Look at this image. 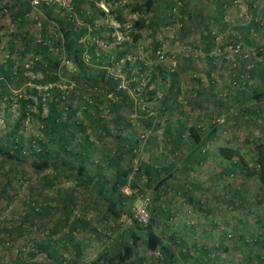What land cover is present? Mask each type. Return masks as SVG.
<instances>
[{
  "label": "rangeland",
  "instance_id": "374dc122",
  "mask_svg": "<svg viewBox=\"0 0 264 264\" xmlns=\"http://www.w3.org/2000/svg\"><path fill=\"white\" fill-rule=\"evenodd\" d=\"M12 1L0 0V63L10 55L7 40L12 32L26 29L37 41L38 34L43 36L40 27L45 18L41 6L34 8L29 1V9L24 14L23 28L16 27L10 11L6 8V4H11ZM140 1L119 0L112 3V8L117 6L121 8L125 17V22L119 23L114 18V12L109 11V6L103 0H84L81 6L85 12L98 15L99 12L94 9L99 8L104 14L96 18L93 26H87L86 32L80 35L76 44L81 43L84 46V63L88 65L89 71L92 70L91 73L97 72V67L91 65L89 58L92 54L90 46L94 45L96 53L104 59V65L114 77L119 79V85L127 87L131 101L136 106L131 111L126 105L119 104L117 112L134 123L141 147L152 142L153 154L159 157L160 161L172 164L176 171L171 178L172 183L182 184L183 179L186 178L197 185L192 188L193 199L181 194L171 198L163 195L161 198L162 205L170 210V214L161 221L157 229L166 233L164 239L174 249V259L178 264H202V260L205 264H240L245 251L235 247V241L238 240L234 230L236 222L243 224V219L239 215L242 209L232 208L228 203L219 205L216 196L225 190H232V186L239 180L234 175H220V171L226 169L227 162L219 161L220 156L217 153L221 145H236L243 141L244 146H247V142L248 144L251 142L250 138L257 135L264 136V96L259 100L255 97V91L264 90V75L258 70L260 67L264 70V0H183L185 4L182 3L180 8L178 5H172L176 0H157L145 17L149 21H154V24L150 28L141 29L140 37L135 41L131 39L129 31L136 12L130 11L129 6ZM89 3H93L96 7H90ZM192 4L195 6H192L194 9L190 7ZM197 4L199 7L196 6ZM72 7L71 4L70 9L61 8L59 14L74 15ZM187 10H192L193 14H189ZM203 15L215 21L205 23L202 19ZM83 24L84 22L76 17L75 28L78 29ZM206 25L209 29L205 27ZM55 31L52 26H46V33L54 38L57 37ZM207 31L213 40L211 47L205 50V40L203 41L202 35L204 33L208 35ZM16 44L18 40L14 42V46ZM259 47L262 48L261 52L257 49ZM51 49L55 50L53 47ZM158 50L163 52L162 58L158 56ZM57 51L60 64L66 63L68 69L74 67L73 71H75L76 64L69 59L67 52ZM117 55L120 57L116 58ZM29 56L24 57L25 65L30 60ZM139 69L142 71L141 79L136 87H133L128 83L130 78L127 76L133 75ZM28 72L33 77L32 72L30 70ZM153 75L155 78L152 89L155 92L154 96L148 99V95L143 94L142 90L144 85L152 80ZM133 77L137 76L133 75ZM7 83L11 87V92L0 102L1 133L17 119L19 111L17 94L23 86L33 87L35 84L27 75L22 78V85L18 87L11 82ZM55 85L61 90H66L73 85V82L67 77L59 78L51 84L36 86L37 94L46 96L50 92V87ZM104 95H106L105 99L112 96L111 93ZM107 101L101 104L100 108L103 117L101 121L106 124L103 126L88 124L86 131L71 137L69 143L77 146L84 140L83 135L88 134L87 140L92 153L88 158V169L105 174L109 173V169L107 165L101 167L99 164V153L115 147L114 135L111 132L116 125L112 117L115 110H109L110 105L108 106ZM33 109L37 111L36 108ZM45 112L46 107L42 114ZM83 115V110L79 109L72 117L79 120ZM221 115H224L223 121H219ZM36 120L32 117L24 119L22 133L25 138L33 141L35 147H38L34 140L35 136L44 137L45 134ZM85 122L89 121L85 119ZM178 122L186 125L196 124L203 133V141H205L192 143L186 137L187 131H185L184 138L175 147L170 137L176 130ZM169 127L172 134L168 132ZM127 129L128 126L126 131ZM121 131L122 136L124 127ZM56 135H60V132ZM57 136L54 142L59 143L61 139ZM48 143L51 145L53 142ZM205 148L208 149L209 156L201 159L199 154ZM244 156L249 158L247 154ZM136 160L137 156L134 157L133 162ZM27 171L26 179L18 178L15 181L21 182V185L15 183L16 193L9 202L0 200V264H55L59 259L65 262L72 254L71 246L67 249L62 246L63 238L67 233L66 226L59 228V231L47 232L48 227L55 222L56 214L49 219H41L42 222L41 220L25 221L21 226L27 229L26 232L21 234L18 232L17 225L20 224L24 212L29 209L28 204L33 205L31 198H36L43 207L47 200H52L48 197L58 194V188L54 186L43 188V193L36 195L35 187H41L40 178L38 175H28L30 169ZM46 172L51 173V168ZM104 176L108 180L105 181V186H108L112 175ZM75 182L73 179L59 177L56 184L60 188L70 189L76 185ZM243 182L247 204L251 205V208L254 207L253 211L264 210V199L259 205L253 200L254 193L259 187L258 183L252 178H247ZM29 185L33 186V191ZM123 191L132 194L135 198L132 202L134 217L143 206L148 214L150 213L152 192L149 188L140 189L138 186L124 185ZM94 195L95 192L91 197ZM200 198L203 202L202 210L194 204V201ZM37 209L40 210L39 204ZM87 214L93 219L95 209H89ZM47 220L50 221L48 226L43 227L42 223ZM99 221L103 220L94 218L90 225L75 231L72 236L81 243V258L84 261L94 259L101 248L110 241L106 238V234H102L101 238H97L94 234L92 227L100 225ZM104 222L111 231L114 221L109 219ZM128 223H130L129 215L123 213L120 218V228L127 226ZM3 226L14 230L9 233L10 231ZM252 227L254 232L256 225L250 228ZM168 235L172 237L169 238ZM41 240L51 243L50 246L48 245L51 254L38 247ZM200 247L202 248L198 249ZM186 248L188 255H182L181 250L185 251ZM136 250L145 257L143 264H165L162 262L163 259H160L162 255L149 252L141 241ZM196 251L203 255L202 260L197 257ZM261 253H264V249H261ZM134 262L135 260L128 261L127 264H135ZM250 264H255V261Z\"/></svg>",
  "mask_w": 264,
  "mask_h": 264
},
{
  "label": "trees",
  "instance_id": "16d2710c",
  "mask_svg": "<svg viewBox=\"0 0 264 264\" xmlns=\"http://www.w3.org/2000/svg\"><path fill=\"white\" fill-rule=\"evenodd\" d=\"M29 1L13 0L11 4H6L16 27L23 28L24 14L29 9ZM83 1L79 0L72 3L74 15L73 13L60 15L61 8L40 3L39 6L42 8L45 18L42 20V26L40 27L43 36L38 34L39 40L37 41L28 30L23 29V31L12 32L7 40L10 55L0 63V102L7 98L11 92V87L7 82H11L18 87L22 85V78L27 75L34 80L35 84L33 87H30L31 85L23 86L20 93L17 94L16 100L19 104L17 119L3 133L0 132V200L9 202L10 198L16 193L15 181L18 178L26 179L27 170L29 169L30 173L28 175H38L40 178L41 187H35L37 188L34 191L36 195L43 193L42 189L46 187L56 186L58 188L57 196L48 197L52 200H47L43 207L36 198H31L33 205L28 204L29 209L24 212L20 224L17 225L18 232L21 234L27 230L21 226L23 222L49 219L53 214H56L55 222L48 227L47 232L59 231V228L66 226L67 233L63 238L62 246L65 249L71 246L72 254L65 262L59 259L55 264H127L128 261L132 262L133 260H135V264H143L145 257L138 254L136 250L140 241L144 243L149 252H157L158 250L162 255L160 259H163L162 262L165 264H178L177 260L174 259V249L164 239L166 233L157 229L161 221H164L170 214V210L165 209V205H162L161 198L163 195L171 198L181 194L186 198L193 199L192 188L197 185L189 182L186 178L183 179L182 184L179 182L172 183L171 178L176 174L172 164L160 161L159 157L153 154L152 142L146 143L143 148L141 147L134 123L132 124L131 119L125 118L117 112L119 104L126 105L127 109L131 111L136 104L131 101L127 87L119 85V79L114 77L104 65V59L96 53L94 45L90 46V53L92 54L89 58L91 65L97 67V72L91 73L92 70L89 71L88 65L84 63V46L81 43L76 44V40L86 32L87 26H93L96 18L101 14L103 15L104 12L99 8L94 9L99 12L98 15L85 12V9L81 6ZM103 1L109 6V11L114 12L115 20L119 23L125 22L122 9L118 6L117 8L111 6L112 3L119 2V0ZM155 1L157 0H141L139 3L129 6L130 11L136 12V17L132 20L131 30L129 31L132 40L139 39L141 29L150 28L154 24V21H149L145 17H147L150 9L155 6ZM182 1H173L172 5H178L180 8L182 3L185 4ZM88 5L96 7L93 3ZM187 11H189V14H193L192 10ZM76 17L84 22L78 29L75 28ZM205 17L204 15L202 17L205 23L214 20ZM47 25L56 30V38L46 33ZM205 27L209 29L208 25ZM207 33L208 35H205V33L202 35L203 41L205 40V50L211 47V41L213 40L209 31ZM16 40H18V44L14 46ZM51 47L55 50H52ZM257 49L260 52L262 50L260 47ZM57 50L67 52L69 59L76 64L75 71L71 72L65 64H60V56L57 55ZM12 53L15 54L11 55ZM25 55H30V60L26 65L23 61ZM119 57L120 55L116 56V58ZM110 63L112 64L111 61ZM28 70L32 72L33 77ZM258 70L264 75L263 68L260 67ZM141 73V69L133 73L137 76L135 78L133 75L127 74V77L130 78L128 83L136 87L140 82ZM62 77L72 80L73 85L66 90H61L55 85L50 87L48 95L37 94L36 86L51 84ZM154 78L153 75L152 80L148 81L142 90L143 94L148 95V99L154 96L155 91L152 89ZM173 84H175L174 80ZM100 88H102L101 91ZM105 91L106 93H104ZM107 93H111L112 96L105 99L106 95L104 94ZM263 96L264 90L255 91L256 99L259 100ZM106 101L108 106L110 105L109 110H115L112 117H114L113 120L116 124L111 132L114 135L115 147L110 150L105 149L102 153H99V164L101 167L107 165L108 174L93 172L88 169V158L92 154L90 143L87 140L88 134L83 135L84 140L78 143L77 146L69 144L71 137L76 134H83L88 124L102 126L106 124L101 121L103 117L100 113L101 104L106 103ZM45 107L46 112L42 114ZM33 108H36L37 111H34ZM79 109L83 110L84 115L82 119H74L72 115L76 114ZM30 117L37 119V125L45 134L44 137L35 136L34 140H36L38 147H35L33 141L25 138L24 133H22L24 119ZM85 119L89 122L86 123ZM125 125L128 126L127 131ZM123 127L125 131L121 136V128ZM71 128L72 130H70ZM100 129L102 130V128ZM175 129L173 134L170 131L171 128L168 129V132L172 134L170 139L173 141L171 143L175 147L184 138L185 131H187L186 137L192 143H200L204 139L200 128L194 123L186 125L178 122ZM58 132H60V135L57 136ZM210 132H212V129H210ZM56 136L61 139L59 143L58 141L54 142ZM249 140L251 142L249 144L247 142V146H244L245 143L242 141L243 144L236 143V145H221L218 147L219 161L227 162L226 169L220 171V175H234L239 182L232 186V190H225L222 194H216V196L220 202L219 205L222 203L227 205L228 203L232 208L242 209L239 215L243 219V224L236 222L234 230L238 240V242L235 241V247L245 251L243 261L240 264H250L254 261L255 264H264V253H261V249H264V210L258 211L255 209L253 211L254 207L251 208V205L247 204L243 182L247 178H252L258 183L259 187L254 193L253 200L257 205L262 203L264 199V136L257 135ZM49 141L53 143L49 145ZM202 150L203 154H199L200 158L206 159L209 156L208 149ZM244 154H247L249 158L245 157ZM135 156H137V160L133 162ZM48 168H51V173L46 172ZM104 175H112L108 186H105V181L108 180ZM130 175L131 177H129ZM59 177L73 179L76 181V185L70 189L60 188L56 184ZM16 184L21 185V182ZM124 185L151 190L150 213L147 222L143 223L133 216L132 202L135 198L132 197V194L123 191ZM29 186L33 191V186ZM94 192L95 195L91 197ZM167 192L169 195H167ZM38 204L40 210L37 209ZM194 204L200 210L203 209L202 198L196 199ZM91 208L95 209L94 218L103 220L98 222L100 225L92 227L94 234L97 238H101L102 234H106V238H109L110 241L101 248L94 259L84 261L81 258V243L74 240L72 236L75 231L84 229L92 223L94 218L92 219L87 214ZM244 208L246 211H244ZM123 213L129 215L130 223L120 228L119 223ZM109 219L114 221L111 231L104 222ZM49 222V220L44 221L42 226H48ZM254 225L256 227L253 232V227H250ZM3 227L10 231L9 233L14 230L6 226ZM172 235H168V237L170 238ZM49 244L51 243H45L44 240H41L38 247L51 254L52 251L48 249ZM181 252L182 255H188L187 248L185 251L181 250ZM196 253H198L197 257L202 260L203 255L199 251H196ZM202 264H205L203 260Z\"/></svg>",
  "mask_w": 264,
  "mask_h": 264
},
{
  "label": "built area",
  "instance_id": "2783aa9c",
  "mask_svg": "<svg viewBox=\"0 0 264 264\" xmlns=\"http://www.w3.org/2000/svg\"><path fill=\"white\" fill-rule=\"evenodd\" d=\"M75 1H79V0H30V4L34 8L39 6L40 3H43L45 5L51 4V5L57 6L58 8L70 9L71 8V4L73 2H75ZM237 48L235 50H237ZM157 53H158V56L161 57V58L164 56L163 52H161L160 50H158ZM73 69H75V68L74 67L69 68L70 71H73ZM223 120H224V115H221L219 117V121H223ZM147 199H148V197H147ZM135 217L138 218L139 221L144 223V222L148 221L149 214L146 211L145 207L143 206V209L141 211H137ZM157 254L161 255L158 252V250H157Z\"/></svg>",
  "mask_w": 264,
  "mask_h": 264
},
{
  "label": "crops",
  "instance_id": "0c3cea01",
  "mask_svg": "<svg viewBox=\"0 0 264 264\" xmlns=\"http://www.w3.org/2000/svg\"><path fill=\"white\" fill-rule=\"evenodd\" d=\"M190 4H191V3H190ZM192 6L195 7L194 4L190 5L191 8H193ZM196 6L199 7L198 4H197ZM193 9H194V8H193Z\"/></svg>",
  "mask_w": 264,
  "mask_h": 264
}]
</instances>
